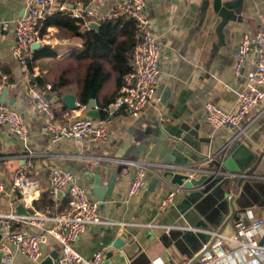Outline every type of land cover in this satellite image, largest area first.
I'll list each match as a JSON object with an SVG mask.
<instances>
[{
	"label": "crops",
	"instance_id": "obj_1",
	"mask_svg": "<svg viewBox=\"0 0 264 264\" xmlns=\"http://www.w3.org/2000/svg\"><path fill=\"white\" fill-rule=\"evenodd\" d=\"M26 1L0 0V96L7 89L4 104L22 116L28 133L25 144L6 128H0V176L10 183L23 174L36 182L39 197L33 207L49 216L63 212L68 203L65 195L59 194L55 199L48 191L49 174L53 168L70 171L77 183L87 189L94 199L92 189L97 179L99 188L103 190L99 195L104 198L101 202L95 201L105 224L87 228L75 245L77 253L84 258L104 248V264H191L199 240L191 239L190 247L193 250L184 244L173 247L169 241L170 235L177 236V229L187 226L178 210L185 192L180 189L173 206L161 211L159 206L162 199L176 186L160 180L153 192L147 191L153 172H162L156 166L163 165L162 161L174 142L171 139L164 141L165 137L156 139L154 133H145L156 122H161L162 126H198V137L208 140V143L200 145V155L204 161L195 168L205 172H217L223 150L236 140L251 152L260 153L264 145V98L244 121L241 132L238 129L215 130L210 127L204 121V106L213 104L226 111L235 110L238 94L243 87L242 82L233 76L235 53L243 34L253 38L257 29L264 26V0H222L228 11L237 14V20L229 21L220 33L218 26L221 19L212 10V0H208L206 5L205 0H145L151 28L164 50L158 87L163 85L169 88L170 97L165 105L157 97V101L139 114L128 115L118 111L113 117L107 143L102 146L94 145L89 140L49 144L44 132L47 118L40 112L39 104L26 92L31 85L46 92L50 96L55 119L60 122L63 121L60 113L67 111L61 102L65 95H73L82 106L78 102L74 84L59 92H52V89L49 92L46 87L51 86L49 81L57 66L65 65L75 52L85 51L81 35L90 30L97 31L101 23L96 28L86 29L81 21L65 16L69 21L66 23L54 15L40 28V43L34 48L30 65L21 66L14 56L12 30L13 22L23 14ZM122 1L126 0H92L90 8L99 14H106ZM2 22L9 23L8 31L2 29ZM37 79L42 85L37 83ZM114 87L112 75L99 94L100 104L94 100L99 118L105 115L101 110L110 105L103 103L112 99L116 92ZM86 112V109L78 108L76 114L87 117ZM146 139H149V144L145 152L136 158L133 151ZM130 148H133L131 152ZM126 154L129 158L124 157ZM119 160H139L155 165L145 175L146 188L139 196L127 198L133 170L121 165ZM220 172L226 173L223 168ZM242 174L248 176V179L241 180L242 183L249 180L264 183V158ZM199 175H195V178ZM115 176L116 182L108 197L105 190ZM239 181L214 182L209 186V193L199 204L208 221L206 230H218L229 237L234 235L232 223L236 219H264V208L240 209L237 206L241 186L236 184ZM227 191L233 194L229 199L226 197ZM12 202L7 198L1 199L0 214L12 211ZM17 206H13L15 212ZM27 229L31 233H39L37 228ZM169 230L168 236L166 231ZM192 230L201 233L199 239L205 241L206 231ZM123 234L136 240L141 247V253L129 261L121 256L120 250L113 248L114 240ZM260 245L264 247V233ZM225 246L227 254L219 264H264V257L251 258L233 244L226 243ZM58 249V244L52 239L42 248L49 255ZM15 260L18 264H28L19 254L15 255Z\"/></svg>",
	"mask_w": 264,
	"mask_h": 264
},
{
	"label": "built area",
	"instance_id": "obj_2",
	"mask_svg": "<svg viewBox=\"0 0 264 264\" xmlns=\"http://www.w3.org/2000/svg\"><path fill=\"white\" fill-rule=\"evenodd\" d=\"M91 2L92 0H27L22 16L13 22V51L21 66L28 64L34 48L40 43V28L43 22L56 14L81 21L86 29H90L93 23L98 25L119 19L134 22V44L129 61L131 70L121 77L120 88L114 101L101 110L105 114L103 118L94 120L76 114L77 109L61 112L63 121L60 122L55 119L50 100L46 99L47 93L40 91L35 85L27 87V94L39 104L40 112L47 118L44 132L51 145L67 140H89L97 146L105 145L113 117L118 111L128 115L139 114L158 100L157 88L164 50L151 28L145 0L119 2L106 14L92 10ZM1 26L4 31H8L10 27L8 22H2ZM233 76L241 81L243 86L238 94L235 110L226 111L213 104L204 106V121L215 130L226 128L238 129L241 132L244 121L264 98V26L257 29L253 38L247 34L242 35L235 53ZM46 90L50 92L51 86H47ZM78 108L86 109L80 105ZM0 128H6L23 143H27L28 133L22 116L1 102ZM231 145L232 143L223 150L221 158L226 155ZM118 162L133 170L127 198L139 196L146 188L145 175L151 172L155 165L139 160ZM156 167L162 172L182 174L189 180L205 172L194 167L173 164ZM153 175L163 180L161 173L153 172ZM221 175L233 182L248 179V176L242 173ZM48 189L55 199L59 194L68 199L67 208L56 216H49L46 212L34 209L33 204L39 197L36 182L23 174L10 183L0 176V201L3 198L13 200L10 204L12 211L0 214V264H18L15 260L16 254L22 256L28 264H42L49 257V254L42 250L49 239L59 246L54 264H104L106 249L97 250L89 258L82 257L75 249L87 228L105 224L91 193L77 183L70 171L60 168L50 171ZM179 191L180 188L176 187L162 199L159 206L161 211L173 206ZM15 205H21L27 214H17L13 209ZM232 227L234 235L229 237L218 230H206L209 240L201 246L191 264H219L226 257V243L239 247L251 258L264 257V247L260 245L264 233L263 218L251 221L236 219ZM27 228H37L39 233H31Z\"/></svg>",
	"mask_w": 264,
	"mask_h": 264
},
{
	"label": "water",
	"instance_id": "obj_3",
	"mask_svg": "<svg viewBox=\"0 0 264 264\" xmlns=\"http://www.w3.org/2000/svg\"><path fill=\"white\" fill-rule=\"evenodd\" d=\"M208 0H205L204 4H207ZM212 10L215 14L219 16L221 22L218 26V32L220 33L222 28L229 21H236L237 14L228 11L222 4V0H212L211 1ZM92 28L98 27L97 24H91ZM7 89H4L1 96L0 102H5ZM157 97H159V102L165 105L166 101L170 97V89L161 85L157 88ZM46 99L49 100L50 96L46 95ZM62 104L69 111H76L79 104L73 95H65L61 99ZM11 104V102H10ZM86 116L93 119L99 118V112L95 109L94 100H90L86 105ZM198 126L189 127L185 124H180L178 126H162L161 122H156L153 124V128H148V132L145 135H152L154 133V138L161 139L163 137L164 141L171 139L174 143L171 147L170 152L165 156L162 163L163 164H173L178 166H190L194 167L204 161V157L200 155V145L207 144L208 140L200 139L198 137ZM149 144V139L143 140L141 145L133 151L134 156L137 158L141 153L145 152L147 145ZM133 148H130V152ZM125 158H129L128 154L124 155ZM264 158V145L261 148L259 154L251 152L246 146H244L239 140L232 143L228 149L226 155L221 158L222 166L219 165L217 172H203L198 178L187 179L186 176L182 174H174L170 171L161 172V178L168 182L169 184L179 187L185 192V196L178 206V210L183 216V220L186 223V227L176 230L177 236L173 237L170 235L169 241L173 244V247L177 248L178 244H184V246L190 247V241L192 238L199 240V247L196 251L201 248V246L209 240V236L206 235L204 242L200 241L199 237L202 235L199 232H194L192 229H197L201 231H206L208 227V221L206 216L200 210V201L209 193L210 185L214 182L229 181V178H224L221 174V169H225L226 173H244L253 164H259ZM121 164V163H120ZM124 165V164H121ZM117 176L109 182L106 187V196L111 195V191L116 182ZM159 178L153 176L148 184L147 191L153 192L157 184L159 183ZM236 186H241L239 189V195L236 199V204L240 209H251L253 207L264 208V183L249 180L248 182L242 183L240 180ZM103 190L99 188L98 181L95 179V184L92 189V193L95 199L99 202L103 201L104 196L100 197ZM233 194L230 191L226 192V197L229 199ZM16 212L19 215H26L27 212L23 209L21 205H18ZM170 230L166 231V235L169 236ZM113 248L121 251V256L126 260H131L136 255L141 253V247L136 242V240L129 238V236L121 235L116 238L113 243ZM58 255L57 251L52 252L47 259L44 260L42 264H54V260ZM1 258V254H0ZM195 259V258H194ZM194 261V260H193ZM192 261V262H193Z\"/></svg>",
	"mask_w": 264,
	"mask_h": 264
},
{
	"label": "trees",
	"instance_id": "obj_4",
	"mask_svg": "<svg viewBox=\"0 0 264 264\" xmlns=\"http://www.w3.org/2000/svg\"><path fill=\"white\" fill-rule=\"evenodd\" d=\"M54 17H61V21L69 23L65 16ZM133 33L134 22L119 19L102 22L97 31L80 34L85 43V51L75 52L65 65L56 67L49 81L52 92H59L74 84L77 87L78 102L82 106L90 100L100 104L99 94L113 75L116 92L112 99L103 103L105 106L111 104L119 91L121 77L131 70L126 60L133 48ZM36 81L41 84L39 79Z\"/></svg>",
	"mask_w": 264,
	"mask_h": 264
}]
</instances>
